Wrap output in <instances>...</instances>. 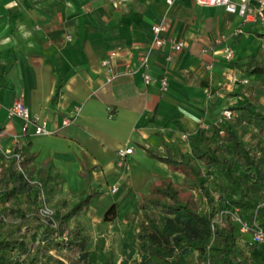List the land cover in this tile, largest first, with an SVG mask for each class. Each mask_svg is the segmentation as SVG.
<instances>
[{
  "label": "crops",
  "instance_id": "1",
  "mask_svg": "<svg viewBox=\"0 0 264 264\" xmlns=\"http://www.w3.org/2000/svg\"><path fill=\"white\" fill-rule=\"evenodd\" d=\"M162 20L167 22L164 42L151 46L152 25ZM178 40L183 46L176 50ZM225 46L232 48L231 58L224 56ZM145 51L148 65L139 67ZM252 55H264V24L223 6L195 0H0V167L10 161L4 151H19L31 177L47 184L55 210L95 191L77 218L83 232L84 220L92 221L88 229L97 232L103 251L113 250L115 264H169L171 256L162 260L126 239L139 217L136 202L161 178L177 172L145 148L187 156L199 128L201 145L207 137L224 146L219 118L229 108L233 114L225 119L264 167V128L241 107L252 102L264 113V74L245 70ZM103 58L118 72L111 81ZM127 66L131 72L123 71ZM144 70L151 76L148 83ZM163 74L165 90L159 83ZM16 99L55 131L22 134V118L7 112ZM72 112L74 121L60 125L61 117ZM119 146L132 147L124 167L116 164ZM178 174L181 183L183 174ZM20 198L31 199L26 192ZM132 199L134 209L120 217L119 210ZM112 202H117V216L102 223ZM239 212L246 219L253 216L250 208ZM130 215L136 217L127 221ZM231 226L250 261L264 264V244L249 246L250 232L240 233L234 222ZM179 259L199 264L197 250Z\"/></svg>",
  "mask_w": 264,
  "mask_h": 264
},
{
  "label": "trees",
  "instance_id": "2",
  "mask_svg": "<svg viewBox=\"0 0 264 264\" xmlns=\"http://www.w3.org/2000/svg\"><path fill=\"white\" fill-rule=\"evenodd\" d=\"M244 65L248 73L264 74V55H252ZM241 107L264 128V113L256 104L247 102ZM219 122L222 130L219 136L224 146L213 144L207 137L201 145L197 141L203 136L202 128H199V134L190 140L191 153L187 156L145 148L149 156L181 172L183 179L176 184L161 178L136 202L139 217L133 231L126 236L131 245L162 260L171 256L174 259L169 264H181L179 258L192 250H197L199 264H259L251 262L245 248L236 243L232 224L215 222V218L221 210H235L249 226L260 224L264 228V218L261 222L255 221V218L264 217V167L245 146L234 124L225 118ZM21 164L31 176L23 160ZM42 182L46 188L47 184ZM192 188L198 192L199 201L192 193L182 195V191ZM31 191L30 200L20 198L21 193L27 192V197ZM93 194L95 191L86 193V197L69 208L56 209V227L49 228L36 218V188L17 170L12 159L7 165H1L0 264H92L93 255L77 217ZM240 208H250L253 216L244 218ZM116 216L117 202H112L104 210L101 222L110 223ZM34 222L39 225V231ZM63 231H66V239L59 238ZM239 232L251 233L240 229ZM99 243L100 264H115L113 250L103 251L102 241ZM256 243L259 244L250 240L248 245Z\"/></svg>",
  "mask_w": 264,
  "mask_h": 264
},
{
  "label": "built area",
  "instance_id": "3",
  "mask_svg": "<svg viewBox=\"0 0 264 264\" xmlns=\"http://www.w3.org/2000/svg\"><path fill=\"white\" fill-rule=\"evenodd\" d=\"M168 3H171L172 0H166ZM196 3L207 6H223L225 10L229 12H236L244 18H251L257 20L259 23L264 24V0H195ZM167 28V22L162 20L152 25V42L151 46H161L164 42V38L162 33ZM183 46V42L178 40L173 43V48L178 50ZM224 56L226 58H231L233 55V50L230 46H225L223 48ZM113 55L114 52L111 51L109 53ZM148 52L145 51L138 57V66L146 67L148 65ZM102 66L107 69L106 80L111 81L116 75L117 71H113L109 64L108 58H103L101 60ZM124 72H131V69L127 66L123 70ZM143 81L148 83L151 80V76L147 71H143ZM242 82H247L248 78L244 77L241 79ZM159 83L161 90H165L168 87V80L165 74L159 77ZM7 112L9 116H19L22 118L21 132L22 134L30 131L31 134H48L55 131L57 127L50 128L46 125V120L41 118L37 113H32L28 106L21 100L16 99L13 103L8 106ZM75 112L70 114H65L61 117L59 124L64 126L72 123L75 118ZM233 112L229 108H224L222 110L221 116L219 120L223 118H228L232 116ZM29 126H31V130H29ZM132 151V147L130 146H119L116 150L117 160L116 164L118 167H124L126 165V155L127 153ZM3 156L12 159L14 164L22 173L23 177L27 180V182L33 185L37 190V220L38 222L47 225L49 228L56 227V212L55 208L50 204L47 193L44 187L42 180L36 177L28 176V174L23 170L21 161L22 156L18 151H4ZM117 186H112L111 190H116ZM227 217L231 220L237 221L239 225V229L241 231H251V241L253 242H264V228L260 224H254L252 227L247 224V222L241 218L236 212L229 210H221L219 211L217 217L215 218V222L223 221V217ZM59 238L66 239L67 234L66 231L60 233ZM38 239H35V243ZM43 260V257H41Z\"/></svg>",
  "mask_w": 264,
  "mask_h": 264
},
{
  "label": "rangeland",
  "instance_id": "4",
  "mask_svg": "<svg viewBox=\"0 0 264 264\" xmlns=\"http://www.w3.org/2000/svg\"><path fill=\"white\" fill-rule=\"evenodd\" d=\"M134 147L135 149H137V145L134 144ZM147 160V159H146ZM150 160V162H153L151 160L153 159H148ZM148 162V161H146ZM151 168V165L148 166ZM152 169V168H151ZM155 169H158L159 171H163L161 168H155ZM170 179L178 184L180 183V177H179V174H178V171L175 172V171H172L171 173V176H170ZM153 180H151V182H149V184H152ZM27 193V192H26ZM182 195H186V194H189V193H192L194 194V196L196 197L197 201H199V198H198V192L197 191H192L191 189H186L184 191L181 192ZM30 196H32V191L30 192ZM84 197H86V195H84ZM93 199V198H91ZM32 201V200H31ZM129 209H134V199L130 200L125 206L124 208H121L119 210V214L121 213L120 217H122L126 211H129ZM119 216V215H118ZM132 218H135L136 216H133V215H130L129 219L127 221H129L130 219ZM123 221V219H120V223ZM92 222L90 220H84V223L86 224L87 226V229H85V236H86V243H87V247L90 249L92 255H93V262L92 264H100L101 263V250H100V243L98 242V235H97V232L96 231H93V229H88L90 227H92L89 223ZM117 222V221H116ZM223 222H227L228 225H231L233 223V221L229 218H227L226 216L223 217ZM238 225V224H237ZM116 234V233H114ZM114 238V237H113Z\"/></svg>",
  "mask_w": 264,
  "mask_h": 264
},
{
  "label": "bare ground",
  "instance_id": "5",
  "mask_svg": "<svg viewBox=\"0 0 264 264\" xmlns=\"http://www.w3.org/2000/svg\"><path fill=\"white\" fill-rule=\"evenodd\" d=\"M119 262V261H118Z\"/></svg>",
  "mask_w": 264,
  "mask_h": 264
}]
</instances>
